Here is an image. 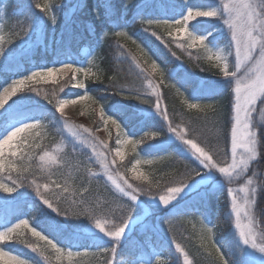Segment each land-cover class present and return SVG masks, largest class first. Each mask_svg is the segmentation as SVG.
<instances>
[{"label":"trees","instance_id":"obj_1","mask_svg":"<svg viewBox=\"0 0 264 264\" xmlns=\"http://www.w3.org/2000/svg\"><path fill=\"white\" fill-rule=\"evenodd\" d=\"M37 2L41 0H0V5H7L3 29L8 31L0 45V89L20 69L55 65L68 54H63L64 50L76 53L88 46L98 56L91 60L94 76L78 77V85L83 87L72 86V80L66 86L62 82L45 84L53 89L22 90L0 107L1 135L21 120L38 118L47 124L52 136L48 145L35 149L36 156L26 170L11 175L0 172V177L16 184L12 193L0 189V228L27 219L30 228L61 251L96 254V264H180V254L188 257L190 264H244L226 190L235 183L186 194L169 209L148 201L149 197L164 195L168 187H178L195 165L182 152L179 141L168 139L170 132L174 134L169 125L181 130L185 138L195 136L214 163H227L229 155L232 100L228 79L221 78L204 59L182 55L170 44L171 37L147 23L148 19L173 20L184 12L185 4L179 0H47L45 10H41ZM208 3L191 2L194 6ZM192 27L202 31L201 25ZM117 28L125 33L123 42ZM126 33L163 65L158 97L146 89L149 77L124 42ZM58 85L64 87L60 92H56ZM83 94L96 100L120 124L126 136L158 134L143 140L121 163L129 165L137 158L156 160L157 165L151 167L153 179L138 189L126 190L147 201L139 204L93 174L100 168L94 152L103 147L96 129L86 133L78 128L79 140L68 142V134L61 126L67 119L56 112V103L61 98L74 99ZM190 103L200 107H189ZM207 105H212L215 112ZM93 113L97 114L94 109ZM98 121L100 125V117ZM115 137L111 134L107 148L103 149L108 160ZM52 149L59 160L55 166L48 165L57 172L54 182L52 171L42 166L40 158ZM121 165V169L127 166ZM250 171L255 192L248 196L246 210L264 242V148ZM56 178L61 181L57 187ZM131 181L132 185L137 183ZM145 191L151 195H145ZM125 218L126 225L136 218V225L115 246L109 240L88 236L83 230L93 226L97 219L107 221V228L114 230ZM195 223L214 233L212 238L207 236L212 251H206L205 241L198 244ZM22 236H12L1 247L30 264H59L41 253L37 241L28 233Z\"/></svg>","mask_w":264,"mask_h":264},{"label":"rangeland","instance_id":"obj_2","mask_svg":"<svg viewBox=\"0 0 264 264\" xmlns=\"http://www.w3.org/2000/svg\"><path fill=\"white\" fill-rule=\"evenodd\" d=\"M45 1V0H44ZM43 3H37V7H39L41 10L44 9ZM182 3H187L189 0H179ZM230 4V5H238L239 8L237 11L239 12H245L246 9L244 8L245 5L251 4L255 6V10L259 13H264V0H211L210 6L205 7H189L186 9L185 13L180 16L179 18H176L172 20L170 23L166 25H161V29L167 33L166 36L171 37L173 40L170 44L179 51L182 55L189 59H195V58H202L206 62H208L210 65H212L215 69L219 71V74L224 79L230 80V87H231V100H232V108H231V124L234 123V112H233V105L235 102V79H233L231 76L225 77L222 72V68L224 67L225 61L223 59H219L221 55H227L226 63L228 65V70L236 71L235 64H236V49L235 44L231 40V30L229 29L228 25L225 24V20L228 19V16L223 11L224 4ZM71 9H74L71 7ZM215 10L217 12V15L215 17H203V16H196L195 13L198 11H213ZM237 11H234L232 14V18L236 19L237 17ZM192 12L193 16L189 20L185 21L184 17L188 16V13ZM264 18V17H262ZM180 21L179 24L176 22ZM194 23H213L212 30L210 32V35H222V40L216 39L212 42H208V35L207 34H199L193 29H191V24ZM198 28V27H197ZM186 29V31H185ZM191 33L193 36L203 37L204 43H194L191 36L189 35ZM257 35V45L255 49L252 52V55L255 57V60H253L251 63H248L247 65H242L241 69L237 73V77H243L246 72H249L251 68L257 65V62L261 60V47H260V40L261 36L259 33ZM165 36V37H166ZM5 37V35L0 32V41ZM122 38V37H121ZM221 40V41H220ZM128 46H130L133 54L135 57L147 68L140 67L145 69L148 75V80L146 81V89L150 91L152 95L155 97H158L159 95V77L162 76V70L163 68L157 64H155L152 60V57L148 53V51L142 47L139 42L136 40H131L129 38H126L124 41ZM221 50H223L221 52ZM93 54L89 53V57H92ZM155 64L156 68L153 69L152 65ZM65 65H60L58 68H56V72L52 74V76L47 78H41L37 77L32 80H27L23 85L17 84L15 82L24 80V78H19L17 80H14L9 85L5 86L2 91L0 92V96L5 95V88L9 89L11 91L12 87L15 86L19 89L18 92L21 90H27V91H46L53 89L52 87H46L43 84L44 82H57L59 79L62 83L66 86L67 83L70 80L69 78H63L65 77L70 71H72L73 68H65ZM83 76H90L93 71L90 68H86V65L82 67L80 70ZM46 72V71H45ZM33 73V72H32ZM32 73H30L28 76H31ZM74 76L79 74V71L71 72ZM252 76L254 78L255 74L252 73ZM218 79V78H217ZM68 80L67 83L65 81ZM76 84V82H75ZM57 87L56 92H60L62 89H64L63 85L55 86ZM55 92V93H56ZM49 94L45 93L44 95ZM58 94V93H57ZM12 96H9L7 100H9ZM62 100L67 101H75V103H67L63 106L62 112L58 111L61 116H69L72 117L70 120L67 121L66 124H64V128H66L70 134H73L76 136V138L79 140V129L81 128L82 131L88 133L89 130L96 129L97 132V138L102 144V149L99 151H95L96 154L95 161L99 164V169L95 171L93 174H98L102 181L105 182V184L109 185L111 189L124 194V192L120 191V189H124L125 192L129 188L136 187L135 189H138L139 185L144 184L145 182H150L153 179V174L151 173V167L152 165H157L156 160L153 162V160H149L147 158H137L131 160V162L128 164H122V161L130 154L135 148L139 145V143H142L143 140L147 138H153L152 133L145 134L141 138H136L135 140H132L131 138H128L124 131H122L116 123H113L112 119L108 117L103 116V112H100L97 104L94 102V100L90 99L89 97H85V99H74V100H68V99H59L57 102V108L60 107V102ZM158 104V103H157ZM193 104V103H190ZM159 105V104H158ZM198 105V104H197ZM200 105H198L199 108ZM93 109L97 112L96 115L93 113ZM100 117V125L98 118ZM97 118V119H96ZM68 119V118H66ZM78 123L77 127L74 125ZM248 123H249V129L250 131H255L256 134V150L257 155L255 158L251 159L248 162V166L244 168V170L241 172L239 176H233L226 178L224 174H222L219 171L220 167H228L232 163V150H231V138H230V149H229V155L227 158V163L223 165L216 164V168H206L200 160L197 158L196 155L193 154L192 150L190 149V146L186 145L181 139H178L175 135V133H169V140H177L179 141V144L181 146L182 152L191 157L195 162V165L193 166V171L189 174L191 176V179L182 186L181 191L175 196L174 199H172L167 205H164L161 203L159 197H149L148 201H151L156 204L163 205L166 208H170V205L174 203V201L184 197L186 194L192 193L194 191H205L206 188H212L215 186H222L227 185L231 183H235L234 186L227 187V194H228V201L230 206V214L232 216V224L233 229L236 233L237 239L240 242V251L242 253V256L244 258V264H264V252H261L259 249L261 247H264L263 239L259 237L257 233V229L253 225L252 219L248 216V210H246V201L248 199V196L251 195V189L255 188V179L253 178L252 172L250 171L252 162L257 159L259 156V153L264 148V93H258L256 97L255 103L251 106V112L248 117ZM28 124L31 125V127L24 128V125ZM21 126H18L19 128H24V130L20 133H18L15 137H13L10 144H7L3 148V155L0 156V171H8V170H14L19 171V167H21L24 162L20 160L24 154L27 153L28 150H32V148H35L38 146L41 141L46 137V134L42 132V129L40 128L39 122H31V123H25ZM77 129V130H76ZM180 129V128H179ZM15 130V129H14ZM12 130V131H14ZM177 130V129H176ZM181 131V130H177ZM111 134L116 135L115 137V145L112 147V150L110 151V160L106 157L107 154H105L104 148H107V142H109ZM183 134V133H182ZM7 136H5L0 141H3ZM93 148V144H92ZM244 152V149L242 147H239L237 149V159H239L240 155ZM119 153V155H118ZM56 156L55 155H49L48 160H44V162H47L49 164L50 162H55ZM162 161V159H161ZM214 163V161H213ZM126 166L124 169H121L119 167ZM188 171H191V169H188ZM194 172V173H193ZM251 179L252 183L249 184L248 181ZM137 181L136 184L132 185V181ZM0 184L4 185L6 188H12L11 185H9L6 181H4L2 178H0ZM180 186V185H177ZM233 189V194L229 195V189ZM241 188H244L246 191L242 192L240 191ZM3 190V189H1ZM5 192V191H4ZM9 193V192H5ZM129 193V192H128ZM164 195H168L166 192ZM127 197L130 195H126ZM233 196L236 199V203L239 206V217L237 216V213L233 211L232 208V201ZM147 201L146 199H140L139 197L134 200L135 202L141 204V202ZM169 205V206H168ZM247 213V214H246ZM136 220H131L125 227L124 231L122 232V235L119 238H115L111 236L110 234H106L111 230L110 228H107L108 222L100 220L102 224H104L105 231H100L95 224L93 226H89L84 228L83 230L92 233V235L98 236L101 239H106L111 241V243L115 246L124 235L129 233L131 229L136 225ZM17 223L13 224L12 226L8 227H14ZM28 222V221H27ZM6 229H0V232L6 231ZM29 224L28 228L21 227L17 229L15 232L9 234V238L6 240H9L12 238V236L16 234H21L24 236V234L28 233L29 236L33 237L37 242H35L37 249L43 253L46 254L50 259L52 258L54 262H57L59 264L65 263V264H96V254L92 253H85L80 252L79 253H71V252H65L61 251L55 244V248H53L51 245L47 243V239L40 240L39 238L32 235ZM196 233L198 235V244H202L203 241H205L204 248L206 251L210 252L212 251L211 246L208 243V235H211V238L213 237V232L205 231L201 228V225L199 223H195ZM245 231L248 233V239L249 243H245L244 239L241 237V231ZM22 236V237H23ZM5 241V240H3ZM0 241V244L3 242ZM53 243V242H52ZM255 244V247L252 245ZM59 249V251H57ZM178 249V248H177ZM0 250H2L0 248ZM179 250V249H178ZM3 251V250H2ZM5 252V251H4ZM11 255V254H10ZM15 256V255H12ZM181 263L180 264H190V260L188 257H186L184 254H180ZM17 257V256H16ZM20 259L19 257H17ZM164 258V257H163ZM163 258H160L163 260ZM8 257H3L0 255V262L2 264H5V260H7ZM25 264H30L29 262H25Z\"/></svg>","mask_w":264,"mask_h":264},{"label":"snow or ice","instance_id":"obj_3","mask_svg":"<svg viewBox=\"0 0 264 264\" xmlns=\"http://www.w3.org/2000/svg\"><path fill=\"white\" fill-rule=\"evenodd\" d=\"M239 8L238 5H230V4H224L223 11L228 16V19H226L224 22L228 25L229 29L231 30V40L235 44L236 49V64L235 69L236 71H229L228 67L225 71V68L223 67L221 70L223 72V75L225 77L231 76L233 79H235L236 87H235V102L233 105V112H234V123L231 126V150H232V163L235 158H237V149L239 147L246 146L247 137L252 133L249 129V123H248V117L251 112V106L255 103L256 97L258 93H264V13L257 12L255 10V6L248 4L245 5L244 8L246 9L245 12H239L237 9ZM234 11H237V17L236 19L232 18V14ZM196 16H203V17H215L217 15V12L215 10L213 11H198L195 13ZM193 13L189 12L188 16L184 17V20L187 21L190 18H192ZM177 24L180 23V21L176 22ZM186 31V29H185ZM257 33L260 34L261 40H260V47H261V60L257 62V65L254 66L249 70V72H246L243 77H237L238 71L241 69L242 65H247L248 63H251L253 60H255V57L252 55L253 50L255 49L257 45ZM119 35V33H118ZM194 43H204V39L202 40L201 37L193 36L191 33H189ZM65 68H71V65L65 64ZM153 69L155 70L156 65H152ZM73 72L78 71L77 69H72ZM56 72L55 68H49L46 72H33L31 76L25 77L24 80L17 81L15 83L23 85L27 80H32L37 77L41 78H47L52 76V74ZM249 73H254L255 76H249ZM79 87H83V84L78 85ZM5 95L0 96V107H2L5 103V101L8 99L9 96L15 95L19 89L15 86L12 87L11 91L9 89L5 88ZM80 99H85V97H80ZM67 103H75V101H67L62 100L60 102V107L57 108V111L62 112L63 106ZM189 107L196 108L198 105L196 103L190 104ZM209 109H212L215 112V108L212 105H207ZM113 123L116 121L113 120ZM31 127V125L25 124L24 128ZM24 128H15L14 131H11L7 137L0 141V156L3 155V148L5 145L10 144L13 137H15L18 133L22 132ZM169 130L173 131L178 139H181L186 145L190 146V149L192 150L193 154L197 156V158L200 160V162L206 167V168H216L217 165L213 163L212 157L205 151L203 147H200L196 137L192 138H185V135L182 134L181 131H177L175 128H173L171 125H169ZM151 135L155 136L158 135L157 133H152ZM119 155V153H118ZM231 163V165H232ZM231 165L226 167H220L219 171L226 175V170L231 169ZM2 167V166H0ZM193 171V170H192ZM194 173V172H193ZM191 179V176L186 178L184 181L181 182L180 186L178 187H168L167 193L168 195H160L159 199L162 204L167 205L172 199L175 198V196L181 191V188L183 185L187 183V181ZM231 183V181H230ZM0 189H3L5 192H13L14 188H6L4 185L0 184ZM254 189V188H253ZM253 189H251V192L254 194ZM120 191L124 192L125 195H130L132 200H136L137 196L132 193L125 192L124 189H120ZM135 190H133L134 192ZM229 195L231 196L233 194V189H229ZM240 191L244 192L246 191L244 188H241ZM145 195H151L150 192L145 191ZM51 207V205H49ZM232 208L233 211L237 213V216L239 217V206L236 203V199L233 196L232 201ZM59 212L58 208H54ZM247 214V213H246ZM126 221L127 219H122L120 226H115L114 230H109L108 233L111 236L115 238H119L122 235V232L124 231L126 227ZM107 223V221L105 222ZM95 226L100 229V231H105L104 224L101 223L99 219L96 220ZM24 227L28 228V222L26 220H21L18 224H16L14 227L8 228L6 231L0 232V241L6 240L9 238V234L15 232L17 229ZM33 236L39 238L40 240H45V237L40 234V232L29 229ZM207 231L210 233L211 229H207ZM241 237L244 239L245 243H249L248 239V233L245 231H241ZM47 243L51 245L53 248L56 246L52 243L51 240H47ZM255 247V244L252 245ZM34 250H37L36 248ZM261 252H264V247H261L259 249ZM59 251V249H57ZM0 255H2L4 258L8 257L7 260H5V264H25V261L22 259H18L16 256H12L7 252H4L0 250Z\"/></svg>","mask_w":264,"mask_h":264},{"label":"clouds","instance_id":"obj_4","mask_svg":"<svg viewBox=\"0 0 264 264\" xmlns=\"http://www.w3.org/2000/svg\"><path fill=\"white\" fill-rule=\"evenodd\" d=\"M201 39L203 40L204 38L201 37ZM222 51L223 50H221V52ZM218 58L223 59L225 61L224 68L226 71L228 67L226 63L227 55H221ZM248 75L251 76L252 74L249 73ZM243 149L244 152L240 155L239 159L235 158L233 160L231 169L226 170V175H225L226 178L233 177L234 175L239 176L241 172L244 170V168L248 166V162L251 159L255 158V156L257 155L255 131H252V133L247 137L246 146H244ZM248 183L249 184L252 183L251 179H249ZM253 192H255V188L253 189Z\"/></svg>","mask_w":264,"mask_h":264}]
</instances>
